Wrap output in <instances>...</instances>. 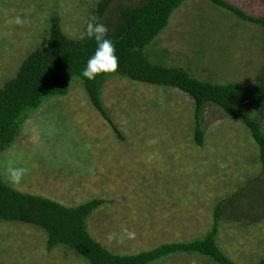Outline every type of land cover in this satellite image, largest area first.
Masks as SVG:
<instances>
[{
    "label": "rangeland",
    "instance_id": "rangeland-1",
    "mask_svg": "<svg viewBox=\"0 0 264 264\" xmlns=\"http://www.w3.org/2000/svg\"><path fill=\"white\" fill-rule=\"evenodd\" d=\"M229 1L264 16V0ZM98 2L0 0V88L29 54L45 46L53 15L61 16L63 29L78 38L97 18ZM110 15L107 26L116 18L108 20ZM161 40L159 47L169 51L167 62L200 80L255 84L264 66L261 27L205 0L180 7ZM73 80L69 94L49 100L29 117L17 143L0 155V170L16 189L68 206L108 200L90 216L88 229L110 251L137 254L201 239L211 230L221 200L234 194L225 206L239 210L261 197L260 151L243 121L210 106L201 147L194 140L195 103L189 95L114 76L103 101L122 139L81 82ZM243 109L260 117L249 103ZM13 164L27 169L18 185L7 180ZM256 223L222 221L220 244L238 264H257L264 257V220ZM37 228L0 222V264H85L63 246L49 252L47 233ZM209 259L177 253L153 264H215Z\"/></svg>",
    "mask_w": 264,
    "mask_h": 264
},
{
    "label": "trees",
    "instance_id": "trees-1",
    "mask_svg": "<svg viewBox=\"0 0 264 264\" xmlns=\"http://www.w3.org/2000/svg\"><path fill=\"white\" fill-rule=\"evenodd\" d=\"M124 1L99 0L97 4L95 13L98 16L93 23L105 25L108 13L111 14L108 20L116 17L112 24L105 26L108 29L106 38L115 45L118 68L116 72L98 75L94 80L82 77L81 72L95 51V41L84 35L78 38L70 36L62 27V17L52 16L45 46L29 54L16 76L0 88V155L17 143L29 117L49 100L69 94L74 78L81 82L93 106L124 139L103 101L107 81L116 76L177 88L189 95L195 103L194 140L201 147L205 145L203 124L210 106L216 105L229 116L243 121L258 144L264 168V66L258 72L255 84H216L200 80L183 66L167 62L169 51L159 47L175 12L191 0ZM205 1L227 9L240 21L261 27L264 43V16L249 14L229 0ZM248 103L260 113L259 118L244 111L243 106ZM259 196V199H252L246 209L241 206L239 210L232 205L228 209L225 206L235 197L234 194L221 200L216 207L211 230L201 239L164 244L137 254H116L97 241L88 229L90 216L108 200L95 198L78 206H68L16 189L4 179L0 170V222L33 224L47 233L49 252L63 246L66 251H74L85 264H153L177 253L209 257L215 264H238L220 244L222 221L229 219L253 226L264 220V208L261 206L264 188ZM257 264H264V257Z\"/></svg>",
    "mask_w": 264,
    "mask_h": 264
},
{
    "label": "clouds",
    "instance_id": "clouds-1",
    "mask_svg": "<svg viewBox=\"0 0 264 264\" xmlns=\"http://www.w3.org/2000/svg\"><path fill=\"white\" fill-rule=\"evenodd\" d=\"M19 22V21H17ZM108 29L103 23H91L86 26L84 36L89 40H94L95 51L86 62V66L81 72V76L88 80H94L98 75L116 72L118 68V56L112 40L106 38ZM27 169L17 167L14 164L7 168V180L18 185L24 178Z\"/></svg>",
    "mask_w": 264,
    "mask_h": 264
}]
</instances>
